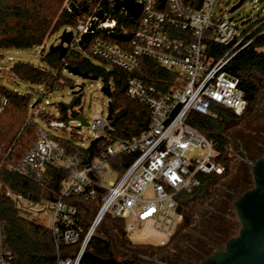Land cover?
Masks as SVG:
<instances>
[{
    "label": "built area",
    "instance_id": "2783aa9c",
    "mask_svg": "<svg viewBox=\"0 0 264 264\" xmlns=\"http://www.w3.org/2000/svg\"><path fill=\"white\" fill-rule=\"evenodd\" d=\"M134 1L140 9L136 20L124 9L114 10L113 0H96L81 21L64 27V31L72 32L65 56L94 58L109 69L126 73L125 96L147 108V131L138 138H123L116 134L107 114L86 120L90 136L83 144L77 143L76 154L68 155L54 140L63 136L68 126L56 121L58 113L52 115L41 110L38 100L29 105L28 111L58 135L38 126L36 144L14 161L11 149L5 154L0 149V204L2 200L10 201L25 222L47 229L56 250L60 246H77L83 232L81 220L90 221L88 233L76 249L78 253L57 256L54 264H79L89 238L107 217L125 221L126 238L136 228L149 229L151 234L161 237L159 246H165L183 222V215L178 211V195H189L199 189L203 176L219 177L224 173L215 143L189 125L190 114L215 119L217 113L212 108L220 107L241 117L247 107L238 79L225 68L239 51L252 45L253 32L264 22V8L255 17L231 19L214 11L219 0ZM249 1L254 7L264 2L238 0L234 6L241 2V7ZM67 11L71 10L67 7ZM99 12L101 19L97 16ZM127 19L131 23H126ZM111 32L131 35V38L118 42L110 38ZM87 34L89 39L83 41ZM209 42L227 51L215 57L208 48ZM42 46L37 53L41 61L48 52ZM256 51L264 53V47ZM144 60L172 74V80L158 82L166 89L147 80ZM39 88L42 89L40 97L50 94L44 87ZM7 105L8 99L0 94V116ZM45 105L51 106L48 101ZM69 112V118L81 114L77 107ZM40 115L52 120L46 122ZM29 123L38 125L27 119L25 126ZM96 139L100 140L95 143L91 164L86 168L83 161L88 157L90 143ZM127 154L137 157L116 181L106 182L111 170L108 161ZM61 171L67 172L68 177L54 198L48 200H33L30 195L12 192L3 175L6 172L26 178L46 191L53 173ZM149 189L151 198L143 199ZM70 198L82 202L83 213L67 202ZM0 264H14L1 218Z\"/></svg>",
    "mask_w": 264,
    "mask_h": 264
},
{
    "label": "trees",
    "instance_id": "16d2710c",
    "mask_svg": "<svg viewBox=\"0 0 264 264\" xmlns=\"http://www.w3.org/2000/svg\"><path fill=\"white\" fill-rule=\"evenodd\" d=\"M96 0H0V50L17 49L27 50L33 47H39L44 44L45 40L61 28L73 26L81 21L91 10ZM70 3H73L77 9L72 11ZM67 7L71 11H67ZM87 8L86 12H82ZM126 23H131L129 19ZM258 22L253 23L252 27ZM128 27V26H127ZM131 31V29H127ZM254 41L249 47L239 51L229 62L225 71L236 77L239 81V87L244 93L246 101V113L250 112L257 102L261 91V83L264 84V53L256 51L264 47V22L254 32ZM208 48L213 50L215 57L225 54V47H218L209 42ZM42 62L46 67H35L29 63H16L12 65L10 71L18 80L32 86L44 87L48 93L52 94L59 89L70 86L69 82L62 77V70L66 65L77 67L79 71L86 72L91 76L102 78L104 85H111V96L109 102L113 108L112 115L114 118L123 117L114 125L116 134L123 138H138L148 129L149 114L146 107L130 101L125 96V79L126 73L117 68L104 71L92 65L88 58H80L66 55L59 60L57 53L47 52ZM145 66V75L147 80L160 89L167 87L159 86L160 80H172V74L162 68H159L149 61H142ZM0 94L8 99V105L4 108L0 116V149L5 154L11 149L12 161L22 157V155L32 148L37 141L38 125L29 123L25 126L26 114L31 104L29 94H18L3 87L0 78ZM60 119L58 123L64 126L67 118V110L59 104ZM212 110L217 113L215 119L200 116L192 113L188 118L189 125L194 128L200 135L215 143L219 152L218 162L224 167L226 174L228 163V141L223 136L227 125L234 124L241 119L236 117L230 111L220 107H213ZM62 115V116H61ZM74 117V116H72ZM40 119L49 122L51 117L39 116ZM56 143L64 149L66 154H76L77 143L73 137L64 136L54 137ZM137 156L134 154L119 155L108 161L109 168L117 175L121 176ZM7 178V183L12 192L30 195L33 200L54 198L60 190V185L68 177V173L54 172L50 188L43 191L34 186L28 179L3 172ZM222 176L214 174L201 177V186L192 194H180L177 197L178 211L183 215V223H188L187 206L190 202L202 198L207 194V189L217 179ZM233 196H238L240 191H232ZM68 203L76 205L80 213L85 208L79 199L70 198ZM225 211H233L231 200L225 199ZM223 212L224 219H229L226 212ZM0 218L5 223V236L8 248L14 256V264H54L57 256L66 257L69 253L77 251L76 249L82 243L88 233L89 225L81 220L83 232L81 240L77 246L68 247L60 246L56 250L55 244L50 232L36 224L25 222L19 215L14 205L8 200H2L0 204ZM113 223L118 234L125 236V221L122 219L105 218ZM235 221V218H233ZM227 237L222 231L214 239L207 243L206 248L224 242ZM206 245V244H205ZM85 252L100 259H110L113 257L110 243L92 237L88 242ZM194 252L191 258L206 255L205 250H191ZM79 264H89L80 260ZM117 264H134L132 261H123Z\"/></svg>",
    "mask_w": 264,
    "mask_h": 264
},
{
    "label": "rangeland",
    "instance_id": "374dc122",
    "mask_svg": "<svg viewBox=\"0 0 264 264\" xmlns=\"http://www.w3.org/2000/svg\"><path fill=\"white\" fill-rule=\"evenodd\" d=\"M237 1L219 0L214 7V11L220 12L223 17L241 19L255 17L264 8V2L254 7L249 1L235 12L228 13L229 8L234 6ZM63 30L64 28H61L45 40L42 46L45 52H47L50 45H56L58 43L57 38ZM38 51H40L39 47H33L27 50H0V78L3 87L21 95L29 94L31 96L30 103L34 104L39 100L41 110L49 112L52 115H56L57 113L59 115L61 113L59 104H68L72 98L70 88L75 85H83V97L78 106H76L83 117L91 121L106 116L108 99L100 91L104 85L102 78H99L95 82H89L73 77L62 70V77L69 82L70 86H65L44 97L39 96V93L42 91L41 88L15 78L10 68L16 63H29L35 67H46L38 59ZM89 60L92 65L104 69L106 72L110 71L109 67L104 63L94 58H89ZM45 101H48L51 106H46ZM70 114V112L67 113L68 119ZM26 119H31L33 122L38 123V126L46 131H50L52 135H58L56 132L48 129L43 123L39 122L35 117H32L31 110L27 112ZM77 125L76 122L71 121L68 125L67 132H64L63 136L66 138L72 136L76 143L83 144V141L90 136V132L86 127L76 129ZM223 136L228 141V158L230 159L226 174H223L220 179H217L208 187L207 194L204 197L198 198L188 204V223L185 224L182 222L165 246H159V239L161 237L156 234H151L149 229L136 228L130 234L129 239L125 236H120L113 223L107 219L95 230L88 242L92 237L109 242L113 255L112 259L117 263L132 261L134 264H170V257L180 252L188 256H195L191 250H205L206 253H212L214 249L212 247L206 248L208 246L207 243H210L220 231L224 233L227 240L234 237L237 234L239 226L234 212L231 209L230 211H225L224 201L225 199L226 201L231 200L232 204L239 195L252 187L250 165L261 156H264L263 83H261V91L252 110L241 117L236 123L227 125ZM85 145L88 146L87 143ZM247 160L248 162L246 163ZM241 170L242 173L240 174ZM109 175L105 180L106 182L116 181L118 178V175L112 170H109ZM232 191H240V194L235 197L232 195ZM151 196V190L149 189L142 198L150 199ZM224 211L227 214L226 216L229 219L231 218V221L224 219L222 214ZM233 218H235V221ZM89 222L87 220V223ZM44 225L47 226L48 221H45ZM218 245L222 246L223 244L220 242ZM85 248L82 250L83 253L86 251ZM78 251H73L68 256H73ZM187 260L190 262L189 259Z\"/></svg>",
    "mask_w": 264,
    "mask_h": 264
},
{
    "label": "water",
    "instance_id": "95a60500",
    "mask_svg": "<svg viewBox=\"0 0 264 264\" xmlns=\"http://www.w3.org/2000/svg\"><path fill=\"white\" fill-rule=\"evenodd\" d=\"M114 10L124 9L129 16L136 20L139 17L140 9L137 7L134 0H113ZM241 5L239 2L230 12H234ZM72 11L77 7L70 3ZM84 8L82 12H86ZM98 18H102V13L97 14ZM110 38L118 42H127L131 35H117L115 33L109 34ZM89 34L83 36V41L88 40ZM72 40V32L63 30L61 35L57 38L58 43L52 44L48 48V52L57 53L59 60L65 57L67 47ZM63 70L73 77H77L84 81L95 82L99 79L98 76H91L86 72H81L77 67L66 65ZM83 85H75L70 88L71 100L68 104H60L67 111L75 108L80 103L83 97ZM101 93L108 99L107 103V119L111 121L114 126L122 114L118 118L112 117L113 108L109 102L111 96V89L109 85L102 86ZM71 121L78 125L76 129L87 127V121L82 114L77 117L69 118L65 122L68 126ZM100 139L92 141L88 148V157L83 161V166L89 168L93 157V148L95 143ZM252 187L239 195L232 203L234 214L239 226L237 234L231 239L227 240L223 248L214 251L212 254L203 257L197 264H264V157L259 158L250 166ZM89 177L95 181L92 174ZM82 260L89 264H117V262L110 259H100L89 252H84ZM141 264V263H136Z\"/></svg>",
    "mask_w": 264,
    "mask_h": 264
},
{
    "label": "flooded vegetation",
    "instance_id": "af4514ba",
    "mask_svg": "<svg viewBox=\"0 0 264 264\" xmlns=\"http://www.w3.org/2000/svg\"><path fill=\"white\" fill-rule=\"evenodd\" d=\"M248 151V150H247ZM264 156H261L260 158H262ZM248 162V160L246 161V163ZM251 166V165H250ZM243 167V166H242ZM244 169V168H243ZM242 173V170L240 172V174ZM237 221V220H236ZM227 240H225L224 242H222V244L224 245V243L226 242ZM220 243V242H219ZM223 245L222 246H219L218 244L217 245H214L215 248H214V251L216 250H220L223 248ZM213 251V252H214ZM212 252V253H213ZM212 253H207L206 255H203L201 257H199V259L197 260L196 258H191V257H188L187 254L183 253V252H180L179 254L177 255H174V256H171L169 261H170V264H197L203 257L207 256V255H210ZM190 260V262H188V260ZM193 259V260H192Z\"/></svg>",
    "mask_w": 264,
    "mask_h": 264
}]
</instances>
